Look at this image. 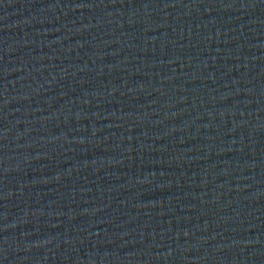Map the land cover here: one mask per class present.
Wrapping results in <instances>:
<instances>
[{"label": "water", "instance_id": "95a60500", "mask_svg": "<svg viewBox=\"0 0 264 264\" xmlns=\"http://www.w3.org/2000/svg\"><path fill=\"white\" fill-rule=\"evenodd\" d=\"M0 264H264V0H0Z\"/></svg>", "mask_w": 264, "mask_h": 264}]
</instances>
